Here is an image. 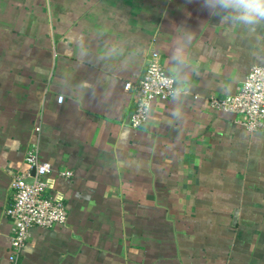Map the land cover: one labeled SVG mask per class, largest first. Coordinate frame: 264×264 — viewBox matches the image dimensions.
Returning <instances> with one entry per match:
<instances>
[{
    "label": "crops",
    "instance_id": "crops-1",
    "mask_svg": "<svg viewBox=\"0 0 264 264\" xmlns=\"http://www.w3.org/2000/svg\"><path fill=\"white\" fill-rule=\"evenodd\" d=\"M213 3L0 0V264L10 182L35 142L69 216L35 228L20 264H264V129L210 104L264 65V21ZM153 50L178 92L134 128L126 84Z\"/></svg>",
    "mask_w": 264,
    "mask_h": 264
},
{
    "label": "built area",
    "instance_id": "built-area-1",
    "mask_svg": "<svg viewBox=\"0 0 264 264\" xmlns=\"http://www.w3.org/2000/svg\"><path fill=\"white\" fill-rule=\"evenodd\" d=\"M135 88L139 93L137 108L131 117V126L140 128L148 119L156 99H170L178 92L176 79L168 74L158 50L150 52L147 66L137 86L130 82L126 89ZM64 98L59 97L62 103ZM213 110L237 117V123L254 133L264 129V65H255L240 84L235 94L210 100ZM40 131V128H36ZM28 169L13 175L9 187V200L4 214L12 222L10 236V264H20L24 249L35 228L53 229L68 221V209L63 200L50 194L49 174L52 164L39 155V142L28 149L25 156ZM72 176L71 172L62 173Z\"/></svg>",
    "mask_w": 264,
    "mask_h": 264
},
{
    "label": "clouds",
    "instance_id": "clouds-1",
    "mask_svg": "<svg viewBox=\"0 0 264 264\" xmlns=\"http://www.w3.org/2000/svg\"><path fill=\"white\" fill-rule=\"evenodd\" d=\"M213 6L228 12L233 23L253 26L264 21V0H214Z\"/></svg>",
    "mask_w": 264,
    "mask_h": 264
},
{
    "label": "water",
    "instance_id": "water-1",
    "mask_svg": "<svg viewBox=\"0 0 264 264\" xmlns=\"http://www.w3.org/2000/svg\"><path fill=\"white\" fill-rule=\"evenodd\" d=\"M176 85H177V83H176ZM237 219H238V211H236L235 214H234V222H236Z\"/></svg>",
    "mask_w": 264,
    "mask_h": 264
}]
</instances>
